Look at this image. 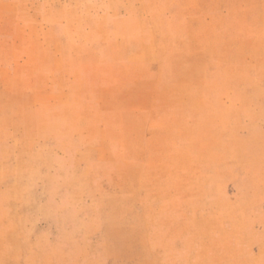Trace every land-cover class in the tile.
<instances>
[{
  "label": "rangeland",
  "instance_id": "obj_1",
  "mask_svg": "<svg viewBox=\"0 0 264 264\" xmlns=\"http://www.w3.org/2000/svg\"><path fill=\"white\" fill-rule=\"evenodd\" d=\"M0 264H264V0H0Z\"/></svg>",
  "mask_w": 264,
  "mask_h": 264
}]
</instances>
